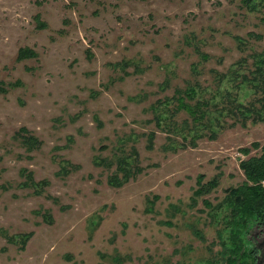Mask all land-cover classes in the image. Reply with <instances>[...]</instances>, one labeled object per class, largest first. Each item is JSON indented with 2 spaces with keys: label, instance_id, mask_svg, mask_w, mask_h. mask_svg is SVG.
Masks as SVG:
<instances>
[{
  "label": "rangeland",
  "instance_id": "obj_1",
  "mask_svg": "<svg viewBox=\"0 0 264 264\" xmlns=\"http://www.w3.org/2000/svg\"><path fill=\"white\" fill-rule=\"evenodd\" d=\"M256 1L250 11L241 0H0V264L216 261L218 230L227 236L217 206L244 181L239 161L259 150L240 149L264 144V120L202 125L194 146L189 135L173 151L164 149L167 134L151 105L187 83L213 87L211 69L227 72L252 52L237 49L236 35L260 34L247 43L264 51V0ZM185 35L199 39L208 60L183 43ZM21 47L37 55L17 60ZM177 116L192 126L186 112ZM21 127L38 148L14 137ZM131 145L142 171L121 187L108 185L110 171L96 158L113 160ZM63 160L77 169L65 174ZM29 172L48 181L41 191L24 184ZM213 178L217 185L197 197ZM26 232L24 245L11 242Z\"/></svg>",
  "mask_w": 264,
  "mask_h": 264
},
{
  "label": "trees",
  "instance_id": "obj_2",
  "mask_svg": "<svg viewBox=\"0 0 264 264\" xmlns=\"http://www.w3.org/2000/svg\"><path fill=\"white\" fill-rule=\"evenodd\" d=\"M241 2L250 11L257 10L258 5L261 4V1L256 0H241ZM35 19L38 28L41 29L46 26L37 15ZM260 21L264 23V17H261ZM187 36H184L183 43L192 47L201 61L208 60V54L201 51L199 39L194 35ZM234 38L238 44L237 49L241 53L248 50L252 52L247 57L242 56L238 60L240 63H234L227 72L220 73L211 69L214 77L213 87L202 86L197 81L193 85L187 83L183 89L176 87L170 99L158 100L151 105L156 126L167 134V143L164 145V149L174 151L179 147H186L184 141L189 135L193 139L188 140V142L194 146L195 139L201 137L198 129L202 125L220 129L225 124L233 126L236 122L245 124L248 120L254 123L264 120V51L251 50L247 43L252 38L260 39L261 35L249 31L245 37L236 35ZM36 55L34 49L21 47L18 49L16 57L17 60H23L33 58ZM196 68L197 66L194 65L193 72H196ZM244 91L248 92L247 95L244 94ZM246 96H250V101L244 103ZM190 100H194L193 105ZM183 111L193 121L192 126L189 125L187 118H183L179 122L176 119V117L178 118L177 114ZM178 135L182 137L183 142L177 141L176 136ZM154 136V131L147 134V149H152ZM14 137H17L28 150L36 149L40 145V141L25 127L19 128ZM251 148L259 150V153L239 161V167L245 176L244 181L235 187L226 189V196L217 206V208L222 206L223 220L227 229L226 238L222 237L221 230H218L222 251L218 252L219 257L215 262L207 260L205 264H244L242 229L247 228L250 220L258 219L264 215V144L252 142L251 147H243L240 151L248 154ZM119 151L113 160L107 157L96 158L95 160V165L109 169L110 173L106 182L112 187L123 186L134 179L143 169L139 154L133 145L129 149L121 148ZM63 162L61 171L65 174L69 170L77 169V164H72L67 160H63ZM69 165L72 167L71 169H68ZM112 166L114 167L113 170L111 169ZM25 178L24 184L31 185L34 190L41 191L43 186L48 183L45 179L35 181L31 172L27 173ZM217 183L216 178L205 183L202 182L196 191L197 197L208 193ZM203 202L209 206L207 199H203ZM43 218L47 223L52 222L50 214H44ZM31 234V232L14 234L9 238L11 242H19L22 246Z\"/></svg>",
  "mask_w": 264,
  "mask_h": 264
},
{
  "label": "flooded vegetation",
  "instance_id": "obj_3",
  "mask_svg": "<svg viewBox=\"0 0 264 264\" xmlns=\"http://www.w3.org/2000/svg\"><path fill=\"white\" fill-rule=\"evenodd\" d=\"M242 232L244 264H264V215L250 220Z\"/></svg>",
  "mask_w": 264,
  "mask_h": 264
}]
</instances>
